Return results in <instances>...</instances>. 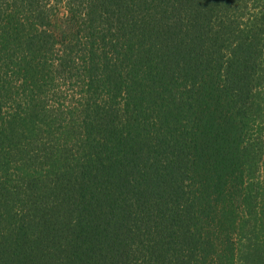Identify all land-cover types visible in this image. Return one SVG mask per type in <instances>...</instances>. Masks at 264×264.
<instances>
[{"label":"trees","instance_id":"16d2710c","mask_svg":"<svg viewBox=\"0 0 264 264\" xmlns=\"http://www.w3.org/2000/svg\"><path fill=\"white\" fill-rule=\"evenodd\" d=\"M262 228L264 0H0V264H264Z\"/></svg>","mask_w":264,"mask_h":264},{"label":"rangeland","instance_id":"374dc122","mask_svg":"<svg viewBox=\"0 0 264 264\" xmlns=\"http://www.w3.org/2000/svg\"><path fill=\"white\" fill-rule=\"evenodd\" d=\"M63 21H64V19L62 18V16H60V17L58 18V20H56V21L54 22V29H55V32L61 31V29H62V27H63ZM262 232H264V229H263V228L259 231V233H262Z\"/></svg>","mask_w":264,"mask_h":264}]
</instances>
